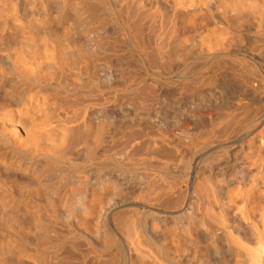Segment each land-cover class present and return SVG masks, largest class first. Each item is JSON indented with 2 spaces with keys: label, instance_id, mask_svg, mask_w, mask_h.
Masks as SVG:
<instances>
[{
  "label": "bare ground",
  "instance_id": "1",
  "mask_svg": "<svg viewBox=\"0 0 264 264\" xmlns=\"http://www.w3.org/2000/svg\"><path fill=\"white\" fill-rule=\"evenodd\" d=\"M99 64L115 69L118 76L113 78H126L130 83L128 86L137 77L133 69L141 67L143 75L150 69L156 79L153 77L154 83L148 82V85L155 84L154 88L166 80L162 76H170L166 74L168 71L183 68L187 86L198 81L201 88L204 83L206 86L207 83L228 86V90L221 94L228 99L235 97L238 103L235 100L234 104L238 107L232 104L233 107L222 108L226 110V116L236 107L237 111L241 110L236 111L237 116L238 113H251L259 117L264 115V0H0V264H264V169L259 170L262 160L258 165L256 163L257 156L264 157L260 152L264 136H256V139H263V146L253 145L251 148L257 158L253 159L257 165L255 170L260 171L257 176L255 173L256 177L252 176L253 168L247 165L248 162L246 165L253 173L251 176L240 173L241 182L233 179L234 183L237 182L235 187L230 185L233 180L231 183L229 180L232 169L229 168L231 177L227 175L229 170L222 171L223 177L218 174L225 183V201H221V195L215 196V192L203 197L198 186L200 183L193 190L195 199H188V189H182L178 179L166 181L156 175L161 166L175 164L159 159L154 161L158 164L155 167L146 156L140 157L139 161L125 156V161L115 162L120 171L126 169L133 174L142 165L151 172L146 175L147 171L144 173L143 168L140 169L142 174L138 177L144 181L137 178L142 184L139 182L140 187L136 185L139 189L132 193L131 199L127 198L130 195H123L128 189L124 190L125 193L118 190L122 184L118 183V191L114 190L116 179L111 178L114 174H102L103 162L96 167L94 161L97 175L94 183H90L92 177L89 174L92 173L88 174L85 166L97 155L95 147L99 148L106 125L115 119L107 122L109 116H113L108 111L104 112L109 115L105 114V119L104 116L98 121L93 119L90 100H134L133 104L144 108L150 100V90L156 91V88L143 87V83L141 88L138 86L140 89L128 86L129 89H121L123 83L118 87L120 84L116 82L118 86L114 84L103 93L100 88L106 86L103 83L106 79L99 87L96 74ZM141 75L135 82L139 79L138 83H141L145 79L142 80ZM108 84L106 88H109ZM119 90L134 91V94L130 97L124 92L118 93ZM159 95L155 96L160 100L165 97V93L161 98ZM243 100L248 102L242 103ZM109 108L112 110L111 106ZM144 109L147 111L146 107ZM134 115L138 118L139 114ZM236 117L232 126L238 129L243 123L239 117L236 121ZM215 128L211 125L209 129L215 131ZM146 132L150 135L153 131ZM146 132L143 133L148 135ZM161 132H157L158 136ZM165 133L161 140L166 142L170 134ZM183 133L191 148L200 140L209 141L214 134H209L210 138L199 135L205 140L198 141V134ZM80 146L85 150L83 160L73 156ZM165 148L170 149L159 150L167 152ZM106 156L108 159L112 154ZM106 162L107 166L111 165ZM238 166H235L237 170L241 168ZM207 177L214 179L218 176L209 174ZM238 202L242 206H237ZM222 224L226 228L222 230V227L220 231L221 227L217 226Z\"/></svg>",
  "mask_w": 264,
  "mask_h": 264
},
{
  "label": "rangeland",
  "instance_id": "2",
  "mask_svg": "<svg viewBox=\"0 0 264 264\" xmlns=\"http://www.w3.org/2000/svg\"><path fill=\"white\" fill-rule=\"evenodd\" d=\"M99 66L100 67H97V69H95V71L97 70L98 72H100V75L98 74V72L96 71V74H97V79H98V81L97 82H99L98 83V86H99V84L101 85V83L103 82V79L105 80L103 83L104 84H106V86H107V84H108V87L109 88H106V86H102L103 85V83H102V88H100L101 90H103L102 92L103 93H105V91L107 90V91H109L110 90V88H111V86H113L114 84L115 85H117V83L116 82H118L119 84L120 83H123V88H121V89H125L129 84L127 83L128 81H127V79L126 78H124V77H118L120 80H117L116 78V76H118V75H116V71H115V69H113V68H109V67H107V66H105V65H100L99 64ZM103 66H105V71H103L104 69H103ZM136 69H138V70H136ZM136 69H133V70H135V77H136V73H137V77L136 78H140L138 75H141L142 73H144L143 71V69L141 68V67H137ZM108 72H107V71ZM115 71V72H113V71ZM140 70V71H139ZM180 70V71H179ZM114 73H112V72ZM128 71V70H127ZM102 72V73H101ZM105 72H107V73H109V74H107V73H105ZM147 73L146 74H142L141 76H142V80L143 81H141V83H138V82H140V81H138L139 79H137V82H135L136 81V78H135V80H134V82L136 83V84H134V82L132 83L131 82V86H128L129 88L131 87L132 89H140L142 86V83L144 84L143 85V87H147L149 90H150V88L152 89V88H154V85H148L149 83L148 82H152V84L154 83L153 82V80H155L156 78H155V75L153 74V72L151 71V73H150V69L148 70V71H146ZM176 72V73H175ZM180 72V73H179ZM185 70L183 69V68H181V69H179V68H177V69H175L174 70V68L173 69H171L170 70V72L168 71L166 74H168V75H170V76H167V75H164V76H162V78L163 79H169V81H171V82H169L168 80V84H166L165 83V81L166 80H163V81H161V85L160 86H158L157 88H156V86H155V88H156V91L154 90V91H152V90H150V100L147 102V104L144 106V108L146 107V109H147V107H149L150 108V106H151V108L150 109H147V111H145V109L143 108V107H141V106H139V107H137V105L134 103L133 104V102L132 101H134V100H132V101H130V102H132V103H129V101L128 100H126L125 99V101H123V100H119V101H123V102H119V101H116V100H110V101H106V102H108V103H111V101H112V103H114V105L111 103V104H108V103H106L105 101H101L100 102V100L98 99V100H96V101H94L93 99H91L90 100V116L94 119H97V121H98V119L99 120H101L102 119V117L104 116V118L103 119H105L106 118V116H105V114H107V113H104V112H106V111H108V114H110V115H113V116H109L108 114H107V116H109V119H107V122L109 123L110 122V120L111 119H113V117H115V119H113L112 121H111V123H110V125L108 124V126L110 127V129H108L109 127L106 125V130H104L105 132H103L104 134H102V138H101V140H102V142H101V144H97L98 145V147L99 148H97V146L95 147V154H97V155H94L92 158H90L91 160V162H89V164H90V166H89V164H87L88 166H85V168L88 170H86L87 172H88V174L89 173H92V174H89L90 175V178L93 180L94 178H96L95 177V175H97L96 174V172H97V170H96V168H95V172H94V167L96 166V167H98V166H101V162H103L104 163V165H103V163H102V166H104L103 167V169H102V167H101V170L103 171H101L102 172V174L103 175H106V176H109V175H111V176H113V174H114V176L113 177H111V178H113L114 180L116 179V183H115V185H116V189L114 188V190L115 191H118V190H120V191H124V190H127L128 189V192H126V191H124L123 193H127V195H126V193L125 194H123V195H125L126 197L128 196V195H130V197H127V198H130L131 199V195H132V193H136L135 191H137L139 188L138 187H140V184H139V182L141 181V180H143L142 179V177L141 176H139L138 177V174H142V172H144L146 175H148V173L149 174H151V172L149 171L148 172V170H145L144 168H143V166L141 165H139L138 166V168H139V170H132L133 172V174H134V176H136V178L133 176V174H131V172H130V170H128L129 172H126L125 170H119V169H121L120 167H116V165L118 164V163H121L123 160L125 161V156H128V157H133L134 159H137V161H139L138 159H141V158H143L144 156H146L147 158H148V161H151V165L152 164H154V165H152V166H155V167H157V163L155 164L154 163V161H159V159H161L160 161H170V163H171V165H173V164H175V165H173V166H170V164L168 165L169 166V168H168V166L167 167H160V169H162V170H160L159 169V172L156 174L158 177H160L161 176V178L163 177L164 178V180H168V179H170V180H168V181H171V180H173V181H176L177 179L179 180V186L182 188V189H184V187L186 188V189H188V196H187V198L188 199H190V200H194L195 198H194V187H195V185H198V183H200L201 185H198V186H200V189H201V194L203 195V197L204 196H206V195H212V193H214L215 192V196H220L219 198L220 199H222L221 201H225V199H224V197H225V195H224V193H225V190H224V188H223V185H225V183H224V181H222L220 178H222L223 177V173H222V171L224 172H226V170L228 171L229 170V168L230 169H232L233 171H231V173L233 174V173H238V170L240 171L239 172V175H235V176H237V177H235L234 176V174L232 175L231 173H230V170H229V172H227V175L228 176H230V174H231V179H229L230 180V183H231V181L234 179L235 181L236 180H238L237 182H241L240 180V178L238 177V176H240V173H241V175H243V174H248L249 176H251L250 175V173L252 174L253 172V174H252V176H255V173H256V176L259 174V172L261 171L260 169L262 168V169H264V167H262V163L264 162V157L262 156V155H264V153H262V149L264 148V146L263 145H261V140H263L264 139V128L262 127V126H264V115H261V116H259V117H256V115L254 116V115H251V113L249 114L251 117L252 116H254V118L252 117V119L254 120H256V121H253L251 118H250V116L248 115V113H246V114H240V113H238L239 115L237 116V114H236V107H238V106H236V104L238 103V101L235 99V97L233 98H231V99H228L229 97L228 96H226V97H224L221 93L223 92V91H225V90H228V86L226 85H221V84H216V83H214V84H211V85H209V83H207L208 85L206 86V83H201L202 85H204V86H202V87H204V88H201L200 87V85H198V83H200L199 81L197 82V83H193V85H191V86H187V83H186V80L184 79V77L185 76H183V74L185 75ZM140 73V74H139ZM178 73H179V75H178ZM112 74L114 75V76H112ZM177 74V75H176ZM105 75H109L107 78L105 77ZM150 75V76H149ZM103 78H102V77ZM143 76H145V77H143ZM147 76V77H146ZM180 76V77H179ZM113 77H116L115 79L113 78ZM148 77H150V78H148ZM153 77L155 78V79H153ZM109 78V79H108ZM181 78H183V79H181ZM101 79V80H100ZM110 79H111V81H110ZM148 79V80H147ZM149 79H150V81H149ZM179 79V80H178ZM114 80V81H113ZM141 80V79H140ZM180 80H181V82H180ZM107 81V82H106ZM109 81V82H108ZM115 82V83H113V82ZM121 81V82H120ZM123 81V82H122ZM166 81V82H167ZM184 81H185V83L186 84H181V83H184ZM124 82H126V83H124ZM138 83V84H137ZM160 83V82H159ZM159 83H158V85H159ZM178 83H180L179 84V86L177 85ZM141 84V85H140ZM151 84V83H150ZM162 84H164V85H162ZM196 84H197V86H196ZM114 85V86H115ZM167 85V86H166ZM180 85H181V87H180ZM183 85V86H182ZM221 85V86H220ZM101 86H99V87H101ZM118 86V85H117ZM121 86V84L118 86V87H120ZM138 86H140V88L138 87ZM166 87V89H165V87ZM189 87L188 89H187V87ZM193 86H195V87H197V88H195V87H193ZM199 86V87H198ZM206 86V87H205ZM222 87V88H219V87ZM122 87V86H121ZM126 88V89H129V88ZM134 87V88H133ZM164 87V88H163ZM179 87H180V89H179ZM190 87H193V89H190ZM183 90H182V89ZM185 88H186V91H185ZM208 88V89H207ZM134 89V90H135ZM160 91V92H158L157 93V91L158 90ZM163 89H165V90H163ZM168 89V90H167ZM180 91H179V90ZM197 89H198V91H197ZM199 89H201V90H199ZM204 89V90H203ZM221 89V91H219ZM223 89V90H222ZM149 90H148V92H149ZM184 91V92H182V91ZM191 90V91H190ZM128 90H126V92L125 91H121V90H119V92L118 93H120V92H124L125 94H127V95H129L130 97H131V95L132 94H134L133 92L134 91H132V92H129L130 94H128V92H127ZM138 91V90H137ZM154 92H156L155 93V95L157 96V95H159L160 96V98L161 97H163V95H164V93H165V99L164 98H162L163 99V101H162V99L160 100L159 99V97H156L154 94L152 95V93ZM164 92V93H163ZM179 92V93H178ZM213 92H215V93H212ZM217 92L218 93H220V94H217ZM166 93H168L167 95H166ZM182 93V94H181ZM215 95V96H214ZM218 95H220V96H218ZM153 96H155L154 98H152ZM166 96H167V98H166ZM172 96V97H171ZM213 96V97H212ZM170 97L172 98V100L170 99ZM217 97V98H216ZM152 98V99H151ZM170 100H169V99ZM156 99V100H155ZM158 99V100H157ZM168 99V100H167ZM215 99V100H214ZM152 100V101H151ZM164 100H165V102H164ZM167 100V101H166ZM214 100V101H213ZM230 100V101H229ZM237 101L236 102V104H234L235 102L234 101ZM94 101V102H93ZM99 101V102H98ZM126 101H128L127 103H129V104H127V103H125ZM164 103H162V102ZM245 101L246 102H248V100H243V102L242 103H245ZM93 104H92V103ZM96 102V103H95ZM106 104H105V103ZM117 102H119V105L122 107H118V103ZM169 102V103H168ZM95 103V104H94ZM99 103H100V105H99ZM117 105H116V104ZM121 103V104H120ZM166 103H168V104H170L169 106H168V104H166ZM242 103H240L239 105L241 106L242 105ZM131 104V105H130ZM132 104L133 105H135V107H132ZM153 104V105H152ZM224 104V105H223ZM233 104V106L235 105L236 107H235V109L233 108V113H228L227 112V116H226V110H224L225 108H230V107H233V106H230V105H232ZM107 105L110 107L111 106V109L113 110H110V108L109 107H107ZM221 105V106H220ZM104 106H106V107H104ZM113 106H114V108H113ZM218 106H220V107H218ZM223 106V107H222ZM230 106V107H229ZM92 107V108H91ZM129 107V108H128ZM132 107V108H131ZM105 110H104V109ZM134 108H136V112H135V109ZM166 108V109H165ZM168 108V109H167ZM209 108V109H208ZM220 108V109H219ZM222 108H224V109H222ZM109 109V110H108ZM210 109H211V111H210ZM221 110L222 112H220L219 110ZM238 110L240 109V108H237ZM97 110H98V112L99 113H97ZM169 110V111H168ZM232 110V109H231ZM116 111V112H115ZM118 111V112H117ZM143 112V114H145V115H143V114H141L142 112ZM241 111V110H240ZM240 111H237V112H240ZM102 112V113H101ZM115 112V113H114ZM133 112V113H132ZM138 112V113H137ZM145 112V113H144ZM213 112V113H212ZM225 112V113H224ZM121 113V114H120ZM139 114V115H137V117L138 118H136V116L134 115V114ZM153 115V116H151V114ZM217 113V114H216ZM219 113H220V115H222V116H220L219 115ZM102 114V115H101ZM141 114V115H140ZM230 114V115H229ZM232 114H235L237 117H239L240 118V120H241V122L243 123V124H245L246 126H244L243 124H242V126H244V127H240V128H238V129H235L233 126L235 125L234 123H235V115H234V117H232ZM253 114V113H252ZM95 117H94V116ZM99 115V116H98ZM150 115V116H149ZM212 115V116H211ZM241 115V116H240ZM246 115V116H245ZM133 116L135 117V118H133ZM145 116V117H144ZM226 117V119H225V117ZM248 116V117H247ZM110 117H112V118H110ZM144 119H143V118ZM231 117V118H230ZM236 117V118H237ZM246 118V120L245 119H242V118ZM140 118L142 119V120H140ZM147 118H149V119H147ZM218 118V119H217ZM222 118H223V120H222ZM227 118H230V119H227ZM233 118H234V120H233ZM239 118H237L236 119V121H238L239 120ZM248 118H250V120L248 119ZM118 119V120H117ZM124 119V120H123ZM128 119V120H127ZM136 119V120H135ZM151 119V120H150ZM182 119V120H181ZM210 119V120H209ZM232 119V120H231ZM263 119V120H262ZM116 120V121H115ZM122 120V121H121ZM135 120V121H134ZM147 120H148V122H147ZM149 120H150V124H149ZM153 120V121H152ZM229 120V121H228ZM243 120H244V122H243ZM119 121V122H118ZM139 121H143V122H145V123H141V122H139ZM183 121V122H182ZM209 121H211V123L209 122ZM220 121V122H219ZM232 121V122H231ZM246 121H248V122H246ZM251 121V122H250ZM262 121V123H260ZM113 122V123H112ZM136 122V123H135ZM138 122V123H137ZM147 122V123H146ZM157 124V125H160L159 127H157V125H155L154 126V124L155 123ZM178 122V123H177ZM206 122V123H205ZM209 122V123H208ZM234 122V123H233ZM246 122V123H245ZM115 123V124H114ZM118 123V124H117ZM135 123V124H134ZM139 123H141V124H139ZM153 123V124H152ZM202 123V124H201ZM213 123V124H212ZM220 123H222V124H220ZM255 123V124H254ZM128 124V125H127ZM131 124V125H130ZM133 124V125H132ZM139 124V125H138ZM143 124V125H142ZM182 124H184L183 125V127H182ZM187 124V125H186ZM219 124V125H218ZM232 124H234L233 126H232ZM249 124L251 125V126H253V127H251V126H249ZM259 124V125H258ZM180 125H181V128H180V130H179V127H180ZM202 125H203V127H202ZM211 125H214L216 128V130L214 131V130H210L209 128H210V126ZM222 125V126H221ZM225 125V126H224ZM228 125V126H227ZM230 125V126H229ZM122 126V127H121ZM175 126V127H174ZM185 126V127H184ZM188 126V127H187ZM198 126V127H197ZM217 126H218V128H217ZM231 126H232V128H231ZM258 128H257V127ZM108 127V128H107ZM141 127V128H140ZM163 127V128H162ZM169 128L168 130H167V128ZM227 127V128H226ZM228 127H229V129H228ZM261 127H262V129H261ZM132 128H134L133 130H132ZM148 128H150V129H148ZM161 128L163 129V130H161ZM166 128V129H165ZM176 128H178V129H176ZM187 129V130H183V129ZM188 128H190V129H188ZM198 128V129H197ZM204 130H203V129ZM205 128H207V133H205ZM235 130H234V129ZM246 128V129H245ZM256 128V129H255ZM107 129L109 130V131H107ZM129 129L131 130V131H129ZM159 129V130H158ZM182 129V130H181ZM194 129V130H193ZM222 129H224V130H222ZM240 129V130H239ZM251 129V130H250ZM252 129H253V131H252ZM114 130V131H113ZM116 130V131H115ZM149 131L150 133L152 132L153 133V135H149V133L148 132H146V131ZM157 130V131H156ZM178 130V131H177ZM199 130V131H198ZM202 130V131H201ZM217 130H219V131H217ZM235 132H234V131ZM256 132H255V131ZM129 133H128V132ZM132 131H134V132H136V133H133ZM141 131V132H140ZM155 131V132H154ZM160 132V131H167V134H170L169 132H171V131H173V133L172 134H170V135H167V138L166 139H168L166 142L164 141V140H161V138H162V136L161 135H163V133H165V132H161V134H160V136H158L159 135V133L157 134V132ZM169 131V132H168ZM181 131V133H179ZM185 131V133H187L188 134V131H189V134L188 135H190L191 133V135H197L198 134V136L197 137H199V135L201 136V137H204L205 138V136L207 137L209 134H211V133H213L214 132V134H213V138L211 137V136H208L210 139H209V141H201L200 139H202V140H205L204 138H201V137H199L198 138V141L199 142H197V144H195V145H197V146H195V148H194V146H192V148L194 149V151L192 150V148H191V145H187L188 143L186 142V138L185 137H183L184 136V133L183 132ZM202 133H201V132ZM225 131V132H224ZM226 131H228V132H226ZM248 131V132H247ZM263 133H262V132ZM112 132H113V134H112ZM133 134H132V133ZM143 132H146V133H148V135H146V134H144ZM196 132H198V133H196ZM209 132V133H208ZM260 132V133H259ZM137 133H140V134H138V138H136L137 137ZM141 133L144 135H141ZM157 134V136L156 135H154V134ZM223 133V134H222ZM226 133V134H225ZM254 133H256V135L254 136V139H253V135H254ZM258 133V134H257ZM262 133V134H261ZM125 134H127V136L125 135ZM166 134V133H165ZM164 134V135H165ZM182 136H181V135ZM203 134V135H202ZM229 134V135H228ZM236 134V135H235ZM250 134V135H249ZM124 135V136H123ZM134 135H136L135 137H134ZM186 135V134H185ZM217 135V136H216ZM223 135V136H222ZM257 135H259V136H262L263 137V139H260V137H258L257 139H256V136ZM111 136V137H110ZM130 136V137H129ZM143 136V137H142ZM169 136V137H168ZM214 136H216V137H214ZM219 136V137H218ZM131 137H133V138H131ZM152 137V141L150 140V138ZM158 137H160V138H158ZM164 137V136H163ZM195 137V136H194ZM226 137V138H225ZM229 137V138H228ZM127 138V139H126ZM147 138V139H146ZM154 138V139H153ZM156 138H158V140L156 139ZM185 138V139H184ZM216 138V140H212V139H215ZM129 139H131V140H129ZM136 139V140H135ZM149 139V140H148ZM183 141H182V140ZM251 139H253L252 141L254 142V143H252V141H250ZM112 140V141H111ZM125 140V141H124ZM127 140V141H126ZM140 140V141H139ZM155 140L157 141L155 144L153 143V142H155ZM159 140H161V141H159ZM207 140H208V138H207ZM258 140V141H257ZM260 140V141H259ZM103 141H105V142H103ZM130 143H129V142ZM135 141H137V142H135ZM142 141H143V143H142ZM147 141V144L145 143ZM170 141H171V143H170ZM173 141V142H172ZM251 142V144H248L249 142ZM257 141V142H256ZM109 142V143H108ZM119 142V143H118ZM123 142V143H122ZM125 142H126V144H125ZM134 142V143H133ZM150 142V143H149ZM160 142H162V145H161V143L159 144ZM175 142H176V144H175ZM179 142V143H178ZM184 142V143H183ZM263 142H264V140H263ZM263 142H262V144H263ZM111 143V144H110ZM116 143H117V145L118 146H116ZM121 143V144H120ZM127 143L129 144V145H127ZM142 144V145H140V144ZM158 143V144H157ZM166 143V146H164V144ZM169 143H170V145H169ZM200 145H199V144ZM257 143V144H256ZM259 143V144H258ZM110 144V145H109ZM114 144V145H113ZM171 144H175L174 146L173 145H171ZM178 144V145H177ZM179 144H180V146H179ZM185 144L187 145V146H185ZM100 145H101V147H100ZM111 145H113L112 147H111ZM120 145V146H119ZM136 145V146H135ZM139 145V146H138ZM159 145H161V146H159ZM241 145V146H240ZM249 145H252V146H249ZM253 145H257V146H263V148L260 150V152H261V158L260 157H258L257 156V158L258 159H260V160H258L257 158H255V156H256V153L254 152V150H252L251 151V148H253ZM111 148H110V147ZM130 146V147H129ZM143 146H147L146 148L145 147H143ZM157 146V147H156ZM122 147V148H121ZM128 147V148H127ZM149 147V148H148ZM164 147H170V149H172L171 147H173V149L172 150H174V148H175V150L174 151H171L169 148H165L166 150H167V152L165 151V150H159V149H164ZM176 147H178V148H176ZM190 147V148H189ZM80 148V149H79ZM79 148H77L76 149V155L74 154V152H73V156H76V157H74L75 159H77V160H83V159H85V154H83L84 153V149H81V148H83L82 146H80ZM101 148V149H100ZM103 148H106V151L103 149ZM108 148V149H107ZM117 148V149H116ZM119 148V149H118ZM125 148V149H124ZM153 148V149H152ZM159 150H157V149ZM184 148V149H183ZM122 149V150H121ZM146 149V150H145ZM148 149V150H147ZM154 149H156V151L154 150ZM191 149V150H190ZM81 151V152H79V151ZM99 150V151H98ZM101 150V151H100ZM114 150V151H113ZM126 150V151H125ZM129 150H131V151H129ZM185 150V151H184ZM78 151V152H77ZM123 153H121V152ZM144 151H145V153H144ZM165 151V152H164ZM175 151H177V152H175ZM189 151V152H188ZM235 151H237V152H235ZM107 152V153H106ZM109 152V153H108ZM126 152V153H125ZM133 152V153H132ZM148 152H149V154H148ZM155 152V153H154ZM160 153L161 155H157L158 153ZM162 152V153H161ZM170 152H172L173 154H175V155H173V154H171ZM180 152H182V153H180ZM249 154H248V153ZM254 152V153H253ZM263 152H264V149H263ZM80 153H81V155H80ZM165 153V154H164ZM167 153V154H166ZM180 153V154H179ZM186 153H187V155H186ZM233 153V154H232ZM103 154V155H102ZM112 154V156H110L109 157V155H111ZM123 155V156H121V155ZM164 154V155H163ZM182 154V155H181ZM245 154V155H244ZM247 154V155H246ZM252 154V155H251ZM79 155V156H78ZM83 155H84V157H83ZM101 155V156H100ZM106 155H108V157L110 158V160H109V158L107 159V156ZM149 155V156H148ZM151 155H153V156H155V157H153V156H151ZM166 155V156H165ZM186 155V156H185ZM241 155H244L243 157L241 156ZM249 155V156H248ZM96 156V157H95ZM114 156V157H113ZM139 156V157H138ZM174 156V157H173ZM252 156H254V157H252ZM260 156V155H259ZM96 159H98V160H96ZM98 157V158H97ZM103 157V158H102ZM138 157V158H137ZM141 157V158H140ZM158 157V158H157ZM185 157H187V158H185ZM249 157V158H248ZM83 158V159H82ZM113 158V159H112ZM152 158V159H151ZM155 158V159H154ZM184 158V159H183ZM252 159V162H250L251 161V159ZM257 159L256 161H258V162H256L257 163V165L259 164V162H260V165H261V167L259 168V170H258V172L256 171L257 170V165H256V163H253V159ZM133 159V160H134ZM151 159V160H150ZM172 159V160H171ZM249 161H248V160ZM111 160H112V162H114V163H112L111 162ZM94 161H95V163L97 164V165H95V163H94ZM99 161V162H98ZM106 161H109L110 162V164L112 165H110L109 166V164H108V166H107V164H105V162ZM121 161V162H120ZM136 161V160H135ZM180 161V162H179ZM186 161V162H185ZM223 161H225V163L227 164L228 162H230L229 163V165H226V166H224L223 164H225ZM228 161V162H227ZM109 162H106V163H109ZM117 164H116V163ZM172 162H173V164H172ZM223 162V163H222ZM248 162V163H247ZM250 162V163H249ZM94 163V164H93ZM99 163V164H98ZM194 163H195V165H194ZM235 163H238V165H240L241 166V168H239L240 166H238L237 164H235ZM246 163H247V165L248 166H252V171L253 172H251V168H248V166L246 165ZM235 164V165H234ZM243 164V165H242ZM249 164H251V165H249ZM254 164V165H253ZM95 165V166H94ZM115 165V166H114ZM234 166V167H232V166ZM247 166V168H245L246 166ZM174 166H175V168H174ZM198 166V167H197ZM221 166H222V168L224 169H221ZM228 166V167H227ZM235 166H236V168H237V166H238V170L235 168ZM243 166H245V167H243ZM90 167H92V168H90ZM114 167H116L115 169H114ZM88 168H90V169H88ZM119 168V169H118ZM144 170H143V169ZM167 168V169H166ZM172 168V169H171ZM188 168V169H187ZM192 168V169H191ZM227 168V169H226ZM234 168V169H233ZM255 168H256V170H255ZM140 169H142V172L140 171ZM166 169V170H165ZM202 169V170H201ZM220 169H221V172H219L220 171ZM243 171V172H241V170ZM247 169H249L248 171H246ZM91 172H90V171ZM109 170H110V173H109ZM113 170V171H112ZM119 170V171H118ZM172 170V171H171ZM173 170L175 171V172H173ZM210 170H211V172H210ZM213 170V171H212ZM216 170V171H215ZM219 170V171H218ZM116 171V172H115ZM137 171H139L138 173H137ZM170 171V172H169ZM210 172V173H208V172ZM112 172H114V173H112ZM122 173V174H120V173ZM135 172H136V175H135ZM163 172H165V173H163ZM215 172V173H214ZM217 172V173H216ZM94 173V174H93ZM107 173H108V175H107ZM116 173H119V175L120 176H124V178L123 177H120L118 174H116ZM144 173H143V175L142 176H144ZM162 173V174H161ZM167 173H170V174H167ZM178 173V174H177ZM199 173H201V174H199ZM213 173H214V175H213ZM243 173V174H242ZM117 176H116V175ZM125 174V175H124ZM128 174V175H127ZM129 174H131L130 176H131V178L129 177ZM166 174V175H165ZM175 174V175H174ZM209 174H211V176L212 177H217V178H209V177H207ZM215 174H217V175H215ZM221 174V176L222 177H220L219 175ZM177 175H179V176H177ZM105 176V177H106ZM119 176V177H118ZM167 176V177H166ZM171 177V178H168V177ZM255 176V177H256ZM116 177V178H115ZM118 177V178H117ZM126 177V178H125ZM205 177V178H204ZM207 177V178H206ZM235 177V178H234ZM123 178V179H122ZM137 178H138V180H139V178H141L140 179V181H138L137 180ZM174 178V179H173ZM201 178V179H200ZM209 178V179H208ZM219 178V179H218ZM238 178V179H237ZM90 179V183L92 184V183H94V180L92 181ZM132 179V181L131 182H129L128 180H131ZM212 179V180H211ZM121 181V183H120V181ZM133 180H135V181H133ZM177 180V181H178ZM202 180H204V181H202ZM206 180H211V182H208V181H206ZM234 180H233V182L230 184V185H232V186H236L237 185V182H235L234 183ZM117 181H119V182H117ZM144 181V180H143ZM142 181V182H143ZM134 182V183H133ZM138 182V183H137ZM190 182V183H189ZM122 184V187H120V188H122L123 190H121L120 188H118V190H117V186L119 187V184ZM125 183L127 184L128 183V185H125ZM141 183V182H140ZM197 183V184H196ZM203 183H205V184H203ZM210 183V184H209ZM124 184V185H123ZM135 184V185H134ZM139 184V185H138ZM142 184V183H141ZM210 186V188H212V190L211 189H209V187H208V185ZM132 185V188H130V186ZM136 185L138 186L137 187V189H136ZM194 185V186H193ZM205 185V186H204ZM212 185V186H211ZM218 185H220V187L218 186ZM183 186V187H182ZM208 187V189L206 190L205 188H207ZM129 187V188H128ZM141 187H142V185H141ZM243 188V187H242ZM133 189V190H132ZM203 190V191H202ZM205 190V191H204ZM211 190V191H210ZM241 191V190H240ZM192 192V193H191ZM210 192H212V193H210ZM222 192V193H221ZM224 192V193H223ZM244 192V191H243ZM130 193V194H129ZM191 193V194H190ZM217 194V195H216ZM133 196H134V194H133ZM193 198V199H192ZM240 204H241V202H238V205L237 206H240ZM241 206H242V204H241ZM224 207H226L225 205H224ZM163 210H166V211H170V209L168 210V209H163ZM256 213H257V209H256ZM162 214V215H161ZM159 215H161V216H166L164 213H159ZM169 218H170V216L169 215H167ZM169 218L167 219V220H169ZM224 224H225V222H224ZM226 225V224H225ZM225 225H223L222 224V226H217L218 228H220V231H222V230H224L226 227H225ZM222 227H224L223 229H222ZM222 229V230H221Z\"/></svg>",
  "mask_w": 264,
  "mask_h": 264
}]
</instances>
